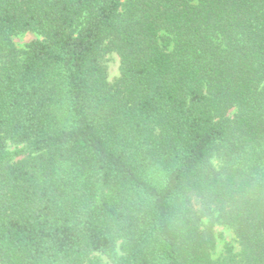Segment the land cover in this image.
Here are the masks:
<instances>
[{
  "label": "trees",
  "instance_id": "trees-1",
  "mask_svg": "<svg viewBox=\"0 0 264 264\" xmlns=\"http://www.w3.org/2000/svg\"><path fill=\"white\" fill-rule=\"evenodd\" d=\"M97 253L264 264V0H0V263Z\"/></svg>",
  "mask_w": 264,
  "mask_h": 264
},
{
  "label": "rangeland",
  "instance_id": "rangeland-1",
  "mask_svg": "<svg viewBox=\"0 0 264 264\" xmlns=\"http://www.w3.org/2000/svg\"><path fill=\"white\" fill-rule=\"evenodd\" d=\"M35 40H42V37L31 32L14 37V43L21 50L26 49V46ZM103 63L107 68L108 81L113 86L120 79L121 59L117 54L113 53L107 55L104 58ZM237 112V109H233L229 114L230 117H234ZM19 148V146L13 145L11 143L7 144V150L10 152H14ZM204 222L205 224L208 223L207 220H205ZM214 236L216 246L212 256L215 262L220 263L228 257L227 248H230L234 255H238L241 252V247L238 243L236 235L231 229L222 225H216L214 228ZM117 254L120 255L119 252ZM95 257L100 259V261L104 264H112V261L105 255L97 253L95 254Z\"/></svg>",
  "mask_w": 264,
  "mask_h": 264
}]
</instances>
